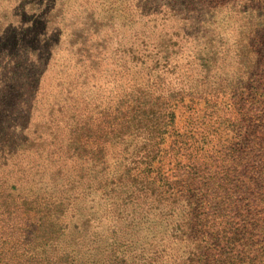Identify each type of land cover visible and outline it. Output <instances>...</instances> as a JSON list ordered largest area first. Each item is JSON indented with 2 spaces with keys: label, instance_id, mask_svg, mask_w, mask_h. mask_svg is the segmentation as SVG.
<instances>
[{
  "label": "trees",
  "instance_id": "1",
  "mask_svg": "<svg viewBox=\"0 0 264 264\" xmlns=\"http://www.w3.org/2000/svg\"><path fill=\"white\" fill-rule=\"evenodd\" d=\"M118 1L160 36L134 31L124 49L114 18L94 40L71 35L46 154L73 199L29 191L24 227L0 221V264H264V0ZM104 61L115 69L103 80ZM98 195L125 220L87 222L68 243L40 208ZM123 224L140 236H115Z\"/></svg>",
  "mask_w": 264,
  "mask_h": 264
},
{
  "label": "rangeland",
  "instance_id": "2",
  "mask_svg": "<svg viewBox=\"0 0 264 264\" xmlns=\"http://www.w3.org/2000/svg\"><path fill=\"white\" fill-rule=\"evenodd\" d=\"M137 11L134 3L125 6L118 0H0V197L3 200L8 197V208L0 211V221L24 227L23 222L29 216L27 207L22 206L23 199H29L28 192L39 191L41 186L55 192L61 202L73 199L71 195H60V189L67 186L63 177L66 171L59 173L55 169L57 163L46 154L53 149L46 141V135L50 134L47 107L70 85L62 75H72L73 62L67 56V44L74 39L72 34L82 41V28L89 40L95 39L92 33H106L111 18L119 21L111 32L119 35L115 43L125 34L122 48L131 46L129 39L134 31L140 35L146 33L153 44L160 33L143 28L146 19H139L141 12ZM129 19L133 21L128 25L132 31L120 24L123 21L128 24ZM218 22L227 26L225 16L219 17ZM194 25L201 28L202 23L196 20ZM110 45L108 42V49ZM101 66L103 80L113 76L115 68L111 61H104ZM181 67H184L183 62ZM168 81L171 86L176 84L174 79ZM177 116L183 126L187 116L185 109L180 108ZM41 202L46 221H60V225L63 222L67 233L62 240L66 243L72 242L70 239L87 222L90 225L101 223L104 227L111 221L125 220L119 217L121 210L111 211L99 195L86 204L71 201L63 207L50 200ZM0 225V236L6 239L8 230ZM129 234L133 238L140 236L136 232L131 234L124 224L114 235L123 238ZM67 237L70 239L66 241ZM103 254L106 258L107 254ZM1 258L7 261L3 255Z\"/></svg>",
  "mask_w": 264,
  "mask_h": 264
}]
</instances>
